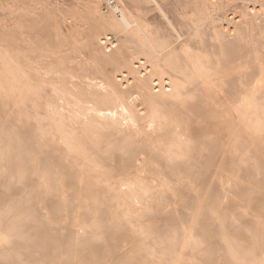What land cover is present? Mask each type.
<instances>
[{
    "label": "rangeland",
    "instance_id": "374dc122",
    "mask_svg": "<svg viewBox=\"0 0 264 264\" xmlns=\"http://www.w3.org/2000/svg\"><path fill=\"white\" fill-rule=\"evenodd\" d=\"M114 1L0 0V264H264V0Z\"/></svg>",
    "mask_w": 264,
    "mask_h": 264
},
{
    "label": "bare ground",
    "instance_id": "6f19581e",
    "mask_svg": "<svg viewBox=\"0 0 264 264\" xmlns=\"http://www.w3.org/2000/svg\"><path fill=\"white\" fill-rule=\"evenodd\" d=\"M156 4H158L157 3V1L156 0H153ZM219 1H223V0H219ZM233 1H235V0H226V3L227 4H229V3H231V2H233ZM244 1H246V0H244ZM248 1V0H247ZM250 1V0H249ZM107 4L112 8V10L114 11V13H116L117 14V16H118V18H119V20L121 21V23L124 25V27L125 28H130V27H132L133 26V24L134 25H137V23H132V22H130L129 20H128V18L125 16V14L122 12L123 10H121L120 9V7L118 6V4L114 1V0H107ZM251 2V1H250ZM221 5V4H220ZM158 6V8H159V10L162 12V14L165 16V18L167 19V21L172 25V23H171V21H170V19L167 17V15L165 14L166 12H164L163 10H162V8H161V6H159V4L157 5ZM222 8H223V4H222ZM213 15V14H212ZM192 16V15H191ZM213 17V16H212ZM231 18V17H230ZM219 19H221V18H219ZM218 19V20H219ZM209 20V19H208ZM211 20V19H210ZM237 20V19H236ZM225 23V22H224ZM227 24V23H226ZM173 26V25H172ZM175 27V26H174ZM31 28V27H30ZM41 33V32H40ZM195 34V33H194ZM220 34V33H219ZM222 35V34H221ZM146 36V35H145ZM180 36H181V34H180ZM105 40V39H104ZM103 40V41H104ZM146 41H147V43H149V45H150V47L153 49V52H154V54H156V55H158V54H160L159 53V51H157L156 50V47H155V45L152 43V40H150L149 39V37H147L146 36ZM201 42V41H200ZM146 43V42H145ZM170 44V43H169ZM201 44V43H200ZM148 45V44H147ZM144 48V47H143ZM165 49V48H164ZM163 49V50H164ZM212 49V48H211ZM148 50H150V49H148ZM161 50V49H160ZM153 52H151V53H153ZM150 53V52H149ZM162 54V53H161ZM139 55H141V54H139ZM150 55V54H149ZM165 55V54H164ZM163 55V56H164ZM175 55V54H174ZM166 56V55H165ZM164 56V57H165ZM140 57V56H139ZM146 57V56H145ZM144 57V58H145ZM153 57V56H152ZM170 57V56H169ZM143 58V57H142ZM158 58V57H157ZM156 58V59H157ZM147 59V58H146ZM145 59V60H146ZM156 59H154V60H156ZM161 59H162V57H161ZM147 60H149V59H147ZM153 60V61H154ZM142 61V60H141ZM157 61V60H156ZM162 61H164V59L162 60ZM148 62V61H147ZM158 63H159V61H158ZM167 63V62H166ZM166 63L164 64V65H166ZM168 63H170V62H168ZM200 63V62H199ZM138 64H140L141 66H142V63H139L138 62ZM146 65H147V63H145ZM135 65H137V64H135ZM139 65V66H140ZM152 65V64H151ZM158 65V64H157ZM156 65V66H157ZM168 65V64H167ZM172 65V64H171ZM202 65V64H201ZM149 66V65H148ZM153 67H154V65H152ZM145 67V66H144ZM156 68V67H155ZM176 68H177V66H176ZM134 69H135V67H134ZM148 69L149 68H147V71H148ZM154 69V68H153ZM184 69V68H183ZM130 70V69H129ZM139 70V69H138ZM143 70V69H142ZM150 70V69H149ZM176 70V69H175ZM127 72H129V71H127ZM139 72V71H138ZM136 73H137V71H136ZM150 73V72H149ZM154 74H155V72H153ZM194 73V72H193ZM122 74H124L123 72H122ZM134 74V73H133ZM159 74V73H158ZM141 75V74H140ZM143 75V74H142ZM245 75V74H244ZM127 76H129V75H127ZM161 76V75H160ZM190 76V75H189ZM46 77V76H45ZM113 77H114V75H113ZM195 77V76H194ZM95 78V77H94ZM129 78H130V76H129ZM132 78V77H131ZM135 78V77H134ZM188 78V77H187ZM126 79V78H125ZM150 79V78H149ZM153 79V78H152ZM155 79H157V77L155 78ZM159 79V78H158ZM158 79H157V81H158ZM95 80V79H94ZM109 80V79H108ZM113 80V79H112ZM122 79H120V81H121ZM143 80V79H142ZM160 80H161V78H160ZM169 80V79H168ZM167 80V81H168ZM187 80V79H186ZM110 81V80H109ZM116 80H114L113 82H115ZM134 81V80H133ZM138 81V80H137ZM170 81V80H169ZM100 82V81H99ZM99 82L97 81V83L99 84ZM124 82V81H123ZM143 82V81H142ZM171 82V81H170ZM243 82V81H242ZM104 83V82H103ZM102 82H101V84H103ZM112 83V82H111ZM115 83H118V82H115ZM121 83V82H120ZM136 83V82H135ZM138 83H139V81H138ZM141 83V82H140ZM148 83V82H147ZM156 83V82H155ZM159 83H160V81H159ZM159 83H158V85H159ZM162 83V82H161ZM160 83V84H161ZM168 83V82H167ZM105 84V83H104ZM108 84V83H107ZM143 84H145L146 85V83H145V81H144V83ZM95 85H97V84H95ZM136 85V84H135ZM138 85V84H137ZM149 85V84H148ZM168 85L169 86H171L170 85V83H168ZM92 86V85H91ZM102 86V85H101ZM119 86V85H118ZM134 86V85H133ZM167 86V85H166ZM169 86H167V87H169ZM98 87H100V85L98 86ZM104 87V86H103ZM123 87V86H122ZM130 87V86H129ZM136 87V86H135ZM140 87H142V84H141V86ZM145 87V86H144ZM147 87V86H146ZM160 87H162V86H160ZM159 87V88H160ZM193 87H194V85H193ZM101 88V87H100ZM99 88V89H100ZM125 88H127L126 86H125ZM143 88V87H142ZM141 88V89H142ZM149 88V87H148ZM164 88H166V87H164ZM137 89V88H136ZM145 89V88H144ZM169 89H170V87H169ZM101 90V89H100ZM105 90V89H104ZM129 90V89H128ZM156 90V88L154 89V91ZM161 90H162V88H161ZM189 90V89H188ZM193 90V89H192ZM103 91V90H102ZM142 91H144L143 89H142ZM160 91V90H159ZM168 91V90H167ZM139 93V92H138ZM143 93V92H142ZM184 100V99H183ZM184 102V101H183ZM121 105V104H120ZM122 106V109L124 110V112H126V107H124V104H122L121 105ZM112 108V107H111ZM110 108V109H111ZM107 109H108V107H107ZM114 109V108H113ZM117 110V109H116ZM120 111H122V110H120ZM109 112H111V111H109Z\"/></svg>",
    "mask_w": 264,
    "mask_h": 264
}]
</instances>
